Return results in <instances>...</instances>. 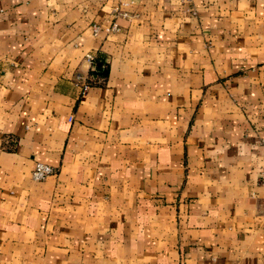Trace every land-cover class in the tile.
<instances>
[{
  "label": "crops",
  "instance_id": "obj_1",
  "mask_svg": "<svg viewBox=\"0 0 264 264\" xmlns=\"http://www.w3.org/2000/svg\"><path fill=\"white\" fill-rule=\"evenodd\" d=\"M263 165L264 0H0V264H264Z\"/></svg>",
  "mask_w": 264,
  "mask_h": 264
},
{
  "label": "built area",
  "instance_id": "obj_2",
  "mask_svg": "<svg viewBox=\"0 0 264 264\" xmlns=\"http://www.w3.org/2000/svg\"><path fill=\"white\" fill-rule=\"evenodd\" d=\"M180 2H190L191 0H178ZM105 31L116 30L118 29V24L112 22L110 25L105 26L103 28ZM100 30L98 25L93 26V33L96 34ZM85 59L88 61L90 68L95 69V55L92 52H87L85 54ZM55 172V168L46 162L36 161L33 168L31 169V177L35 180L44 179L46 176L53 174ZM260 183L264 186V165L260 170Z\"/></svg>",
  "mask_w": 264,
  "mask_h": 264
},
{
  "label": "trees",
  "instance_id": "obj_3",
  "mask_svg": "<svg viewBox=\"0 0 264 264\" xmlns=\"http://www.w3.org/2000/svg\"><path fill=\"white\" fill-rule=\"evenodd\" d=\"M102 65H103V64H102L101 62H99V63L97 64V68H98V70H101V71L104 72L105 68H104Z\"/></svg>",
  "mask_w": 264,
  "mask_h": 264
}]
</instances>
